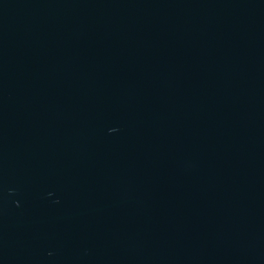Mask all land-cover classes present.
<instances>
[{
  "label": "water",
  "instance_id": "water-1",
  "mask_svg": "<svg viewBox=\"0 0 264 264\" xmlns=\"http://www.w3.org/2000/svg\"><path fill=\"white\" fill-rule=\"evenodd\" d=\"M0 264H264V0H0Z\"/></svg>",
  "mask_w": 264,
  "mask_h": 264
}]
</instances>
